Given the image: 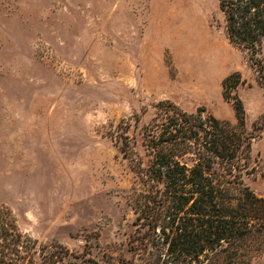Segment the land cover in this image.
Segmentation results:
<instances>
[{"label":"rangeland","instance_id":"374dc122","mask_svg":"<svg viewBox=\"0 0 264 264\" xmlns=\"http://www.w3.org/2000/svg\"><path fill=\"white\" fill-rule=\"evenodd\" d=\"M236 72L251 128L264 89L218 0H0V205L24 233L102 264H174L134 249L141 176L120 146L128 135L147 166L140 130L161 101L236 123L223 95ZM251 162L244 182L264 196V133Z\"/></svg>","mask_w":264,"mask_h":264},{"label":"trees","instance_id":"16d2710c","mask_svg":"<svg viewBox=\"0 0 264 264\" xmlns=\"http://www.w3.org/2000/svg\"><path fill=\"white\" fill-rule=\"evenodd\" d=\"M218 4L228 41L248 52L264 89V0ZM243 82L239 72L223 81L225 99H234L236 123L205 109L187 112L159 102L152 122L140 130L150 157L146 167L124 134L120 150L141 176L134 249L163 247L174 264H264V196L244 182L252 172L253 143L264 133V110L249 128L241 98L232 96ZM0 264L102 263L24 233L12 209L0 205Z\"/></svg>","mask_w":264,"mask_h":264}]
</instances>
